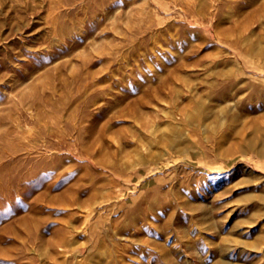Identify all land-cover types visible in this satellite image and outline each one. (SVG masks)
I'll return each mask as SVG.
<instances>
[{
	"label": "rangeland",
	"instance_id": "374dc122",
	"mask_svg": "<svg viewBox=\"0 0 264 264\" xmlns=\"http://www.w3.org/2000/svg\"><path fill=\"white\" fill-rule=\"evenodd\" d=\"M17 140L58 159L28 177L29 201L58 199L42 264H264V0H0V146Z\"/></svg>",
	"mask_w": 264,
	"mask_h": 264
},
{
	"label": "bare ground",
	"instance_id": "6f19581e",
	"mask_svg": "<svg viewBox=\"0 0 264 264\" xmlns=\"http://www.w3.org/2000/svg\"><path fill=\"white\" fill-rule=\"evenodd\" d=\"M176 2L190 8L191 5H193L194 0H176ZM218 13L219 12H217V14ZM195 19L197 21L200 20V18H198V17H195ZM235 28L239 29V28H241V25L236 23ZM226 34L227 33L219 27L217 29L218 41L219 42L220 41H227L228 38H227ZM210 43H209V45H210ZM53 46H54V44H53ZM6 54H8V53H6ZM49 55L50 54H48V57H49ZM53 55H54V53H53ZM55 55L52 57H55ZM44 57H45V54H44ZM40 58H42V57H40ZM49 58H50V60L52 59L51 57H49ZM11 59H12V57H11ZM9 60L10 59L8 58V61ZM39 61H41V60L39 59ZM47 62H48V60H47ZM60 62L65 63L64 61H60ZM86 62H85V64H86ZM63 63H62V65H63ZM44 64H45V62H44ZM46 64H48V63H46ZM46 64H45V66H47ZM60 65H61V63H60ZM40 67L42 68V66H40ZM234 67H235V65H234ZM174 72H171V74L164 76L162 78V80L159 81V84H157V86H156L157 88L155 87V89H157V91L155 90V92L153 93V96H152L153 99L158 98V96H159L158 93H160L162 91L161 89L164 88V86L169 85L168 81H170V82H181L183 84L186 83L187 79L185 78V76H183L179 73H176V71H174ZM222 73L225 75V72H222ZM45 75H47V74H45ZM227 75H229V74H227ZM227 75H226V77L221 78L222 84H225V83H228L229 81L234 80V79L232 80V77H228ZM20 79H18V80L20 81ZM23 79H24V77H23ZM104 79H105V77H104ZM21 81L23 82L22 79H21ZM173 91L176 92L177 89H175V87H174V89H171V92H173ZM221 93H222L221 88L219 89V87H217L216 85H213V86L211 85L210 88H203L199 94L192 93L191 95L186 96L187 99H185V100L189 104L194 103L196 105L203 106L207 100L212 99V98L215 99L217 96H220L219 94H221ZM207 94L209 96H205ZM222 96H224V95H222ZM24 97H26V96H24ZM47 98H48V100L51 99L48 96H47ZM62 101H63V106H67L68 102H66L65 100H62ZM51 103H52L51 105L53 108L52 111H55V110L57 111L60 107V104L56 103L52 100H51ZM34 104L41 107L42 103L35 101ZM33 106H35V105H33ZM29 108H30V106H29ZM181 109L184 112L188 111V109L186 108V104H184L181 107ZM30 110H32V109L30 108ZM37 124H39V123L37 122ZM20 127H21V125H20ZM41 129L43 131V129H47V128L44 125V126H42ZM25 130H27V129H25ZM29 130H31V129H29ZM15 131L16 130H14V132ZM36 131H37V129H36ZM11 133H13V132H11ZM18 137H20V136H18ZM35 137L39 138L40 136H38V137L35 136ZM16 139H17V137H16ZM28 140H30V139H28ZM31 140L34 141L33 139H31ZM17 141H19V140H17ZM20 141L18 144L13 146L11 149H8V147L3 148L0 146V194L4 192L2 194V196L0 195V202H6L10 198H12L14 196L16 197L17 195H18V199L20 201V202H17V207L15 206L16 208H13L9 212H7L6 214H3L0 216V219H1L0 220V264H42L43 258L41 259L40 257H37L35 255V253H33V255L31 254V251L33 252L34 248H35V250L37 249L40 251L41 248L44 246V241H45L42 238V236L40 235V227H41V223H42V218L38 215V213L42 210L41 206L44 207V205H49V206H52V208H56V206L58 204V199H57L56 195L49 193L50 191L48 190L49 189L48 188V189H46L47 191H44V192L39 191L38 193H36L33 196L35 198L34 201H32V200L29 201V199L32 197V194H34V191L31 188V184L34 181L31 180L29 182L28 177H30L31 174H39L37 179L40 178L42 175L41 168L48 167V166L55 167L56 164H58V159L56 156L55 157L52 156V159L50 158L49 160H47V159L35 160L34 156L31 154L35 150H37L38 147L35 144H33L32 142H29V141L28 142H23V141L20 142ZM43 144H44V142H43ZM8 146L10 147L12 145H8ZM79 171H80L79 172L80 175L83 177H86V178L89 176L96 177L95 175H93L92 171L87 169V168L85 170L81 168ZM110 198H113V196H110ZM43 201L45 202V204H43ZM34 202H36V204H34ZM38 202L40 204H37ZM41 204H43V205H41ZM7 206H8V204H7ZM1 209L2 208H0V210ZM56 210H57V208H56ZM62 243H63V241L61 240V243H60V240L58 239L57 234H55L52 238L47 240L48 245H45V246H47L48 250L50 249V251H49V253H46L45 257H48V258L52 257V254H53L52 252L58 251V247ZM60 246H62V245H60ZM44 249H46V248H44ZM80 250H81V248H80ZM39 254H41V253H39Z\"/></svg>",
	"mask_w": 264,
	"mask_h": 264
}]
</instances>
